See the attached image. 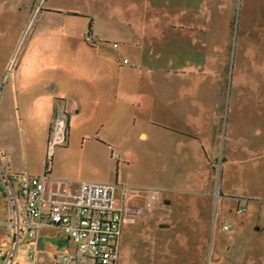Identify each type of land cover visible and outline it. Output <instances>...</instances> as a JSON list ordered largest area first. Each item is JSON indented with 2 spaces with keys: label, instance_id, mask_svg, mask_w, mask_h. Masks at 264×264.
<instances>
[{
  "label": "rangeland",
  "instance_id": "obj_1",
  "mask_svg": "<svg viewBox=\"0 0 264 264\" xmlns=\"http://www.w3.org/2000/svg\"><path fill=\"white\" fill-rule=\"evenodd\" d=\"M88 1L45 0L39 9L38 0H34L32 12L26 19L19 18L22 12L19 15L3 13L5 15L0 17V99L7 88L14 85L13 80L20 76L21 70L16 68L31 45L42 49L41 54L34 57L36 60L39 58L42 63L39 65L43 66L37 70V76H45L50 83L68 80L70 70L64 72L58 64L64 62L76 68L85 56L81 53L75 57L59 53L63 46L74 47L80 43L74 37H56L57 32L61 33L57 29L59 25L50 20L45 8L47 5L63 9L77 6L75 8L82 14L93 18L94 12L101 7L95 3L87 5ZM137 1V19L129 13L111 23L95 19L93 31H90L87 23L91 18L66 16L68 24L64 29L75 35L84 29L83 41L88 45H101L107 38L110 47L115 43L121 48L125 32L181 33L185 35L184 49H176L170 55L174 57L172 64H168L169 54L162 51L158 56L166 62L161 70L154 64L153 52L157 53V50L151 45L141 46L137 51L136 77L147 80L166 75L171 79H206L209 84L205 87L208 90L206 94H209V99L221 100L220 107L218 102L216 112L211 110L213 113H207L208 117L201 120L171 117L174 122L183 121L186 130L197 134L195 139L176 132L170 125L157 126L155 121L159 117L151 116V109L145 108V105L150 106L146 96L141 101L144 107L136 108V124L129 113L132 112L130 107L123 118H116L90 112L78 116L69 106L68 133L76 144L83 136L88 138L96 133L101 138H117L122 149L108 143L117 159L108 160L106 165L117 175L119 186L137 190L164 187L158 173L166 165L155 157L157 145L168 143L171 151L180 152L189 159L196 154L200 159L199 168L202 170L205 166L206 171V183L200 187L214 192L215 212L202 215L189 209L186 215L183 214L189 219L183 223L180 220L182 214H178L179 221L175 218V211L162 204L150 216L122 227L119 264H264V0H174L187 12L178 21L156 20ZM128 3L115 6L125 10ZM87 37L89 42L84 39ZM111 49L95 51L92 61L96 62L101 56H113ZM130 56L131 52L121 57V62H128ZM219 77L224 81L223 94L220 85H214ZM145 94H148L147 90ZM56 104L59 103L56 101ZM61 106L50 128L55 125ZM193 109L189 107L190 111ZM9 125L4 128L0 121V150L9 151L6 153L9 158H13L11 154L16 156L17 167H23L27 162L30 170L44 168L50 130L30 128L33 130L29 132L20 127L18 117L9 120ZM166 128L169 129L164 130ZM140 130L147 133L148 139L138 138ZM189 139L193 142L180 146L179 142L187 143ZM121 154L124 157L120 161ZM49 160L57 170L54 152ZM51 175L54 177L53 173ZM216 191L225 195L221 212ZM239 207H245L246 212L239 213ZM7 217V204L0 189V223ZM197 219H201V224L196 222ZM49 235L60 239L57 231ZM5 242L6 236L0 226V246ZM54 243L53 239L47 242L49 262L64 253ZM25 249L21 245L14 264L33 263L26 258Z\"/></svg>",
  "mask_w": 264,
  "mask_h": 264
},
{
  "label": "crops",
  "instance_id": "obj_2",
  "mask_svg": "<svg viewBox=\"0 0 264 264\" xmlns=\"http://www.w3.org/2000/svg\"><path fill=\"white\" fill-rule=\"evenodd\" d=\"M128 1L129 5L125 10L115 6L117 4L124 6ZM137 2V0H89L87 5L95 3L101 7L99 11L94 12L93 18L82 14L83 12L75 8L77 6L63 9L56 5H47L45 11L48 12L50 20H54L59 25L57 29L61 32H57L55 36L62 39L74 37L80 43L79 46L74 47L63 46L59 48V53L62 55H72L73 57L81 53L85 58L79 61L76 68L64 62L58 64L60 70L64 72L70 70V77L67 78L68 80H60L58 83L54 81L50 83L45 76L41 77L36 74L37 70L43 66L39 65H42L39 58L36 60L34 57L37 54H41L42 49L32 45L29 46L25 52V56H23L16 68L17 71L21 70L20 76L13 80L14 85L8 87L6 93H3L0 99V121L3 127L8 128L10 126L9 120H15L18 117L20 127L27 129L29 132L33 130L30 128H40L42 131H49L58 108L64 104H68L74 114L78 116L82 113L90 112L95 114L100 113L101 115H112V117L116 118H123L124 114L128 111L127 108L130 107L132 108V112L129 113L136 124V108L144 107L141 101L146 96L149 98L150 106L145 105V108L147 110L151 109V116L159 117L157 118L159 120L155 121L157 126L170 125L176 132L195 139L196 136L194 135L197 134L186 130L182 125L183 121L174 122L171 120V117L188 119L187 121L191 119L201 120L208 117L207 113L216 112L218 102L219 108L221 100L216 101V99L213 100V97L208 98L209 94H206L208 90L205 87H208L209 84L206 83V79H171L166 75H162L142 80L135 75L138 72L136 65L139 64L137 51H139L141 46L147 44L157 50V53L156 51L153 52L154 64L157 66V69L161 70L164 69L162 65L166 61H161L158 55L162 51L168 53V64H172L174 57L170 55L176 49H184L185 35L174 31L166 33L158 31L146 34L145 32L134 30L125 32L122 36L124 43L121 48L119 44L116 47L113 45L110 47L109 42L106 41L107 38L101 45H88L83 41L84 29L76 35L64 29L68 24L66 16L85 17L88 20L91 18L87 23V28L90 31H93L95 19L111 23L112 21H117V17L122 18L128 15V13L134 16L132 18L137 19ZM139 2L146 7L147 13L153 15L156 20L164 21L167 19V21H178L181 19L180 17H183L187 13L186 10L179 7L182 4H176L178 2H174V0H139ZM33 3L34 0H0V17L5 14L19 15L22 12L19 18L26 19L32 12L31 7L34 5ZM110 48H113L111 49L113 56H101L96 62L92 61L95 51H106L110 50ZM129 52H131V56L128 62L122 63L121 57H126ZM130 63H132V66ZM30 70H33V72ZM49 83L50 85H48ZM223 83L222 77L216 78L214 81V85H220L221 94H223ZM214 89L216 91L217 87ZM145 90H147V95L145 94ZM192 92L193 96H191ZM214 96V98H217L215 94ZM56 101L59 103L58 105ZM209 103L211 105H208ZM190 106L195 108V110H191L194 113L189 110ZM169 119L171 122H169ZM11 125L15 126V124ZM199 129H201V125H199ZM68 131L66 142L59 145L58 149H54L57 170H54V167L50 164V176L53 173V178L56 179L118 184L117 175L115 176L113 169L107 167L106 164L108 160H115L114 158H116L113 147L109 146L108 143L120 150L122 149L120 141L112 136L101 138L96 133L88 138H84L83 136L79 144H76V141L73 140ZM138 138L148 139V135L144 130H140ZM191 142L193 140L189 139L187 143L181 141L179 144L180 146H187ZM194 143L196 144V142ZM156 149L155 157L157 161L166 165L158 173L164 187L160 189L142 187L139 189L142 191L139 207L143 208L146 205L150 191H159L162 196V203L167 209L175 211V218L177 220H179L178 214H182L180 220H183V223L189 219L188 216H184L189 209L195 212L198 211L199 214H213L215 212L214 192L204 191L200 187L202 183H206V171L205 166H203L202 170L199 168L201 164L198 156L195 154V157L191 159H189V156L185 158L180 152L176 154L174 151H171L168 143L159 144L156 146ZM44 150L45 147L43 146V152H45ZM8 152L7 150L5 152L0 150L2 164L8 173L28 172L32 175H40L45 171L46 163L44 168L40 167L36 170H30L27 162H25L23 167H17L15 162L16 156L11 154L13 158H9V154H6ZM122 155L119 157L120 161L124 157ZM117 164L119 163L117 162ZM117 168L119 169V165ZM191 188L193 190H190ZM215 194H218L219 210L221 212L225 195L217 191ZM150 199L153 200V203H156L153 195L150 196ZM196 222L201 224V219L199 221L197 219ZM53 231H57L60 239H54L49 235ZM61 232L63 231L60 228L48 226L39 230L37 257L36 261L32 264L54 263L55 258L49 262L46 257L47 242L49 240L53 239L55 247L62 252H66L72 247V242L68 241L64 233L62 235ZM21 245L26 247L25 251L27 252V243L22 241L20 247ZM25 256L27 258L26 253Z\"/></svg>",
  "mask_w": 264,
  "mask_h": 264
},
{
  "label": "built area",
  "instance_id": "obj_3",
  "mask_svg": "<svg viewBox=\"0 0 264 264\" xmlns=\"http://www.w3.org/2000/svg\"><path fill=\"white\" fill-rule=\"evenodd\" d=\"M44 1L38 0L39 9ZM84 39L90 41L89 37ZM69 113V105H62L55 125L50 128L47 162L40 175L10 174L0 155V189L8 216L0 223L6 236L5 244L0 246V264L15 263L22 241L27 243V258L35 262L39 230L46 226L60 228L65 238L72 242V247L58 254L53 264H119L122 227L150 216L163 204L159 191H150L146 205L141 208V190L50 176L49 158L56 146L66 142ZM151 195L156 203L150 199ZM238 212L244 213L246 208L239 207Z\"/></svg>",
  "mask_w": 264,
  "mask_h": 264
}]
</instances>
